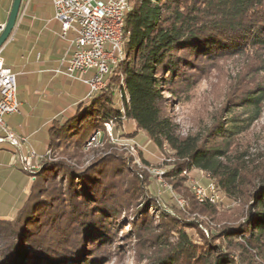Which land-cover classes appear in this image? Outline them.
Returning a JSON list of instances; mask_svg holds the SVG:
<instances>
[{
  "label": "trees",
  "instance_id": "trees-1",
  "mask_svg": "<svg viewBox=\"0 0 264 264\" xmlns=\"http://www.w3.org/2000/svg\"><path fill=\"white\" fill-rule=\"evenodd\" d=\"M126 1L122 58L106 87L70 117L51 121L50 159L29 173V193L11 220H0L6 251L20 261L11 264H105L128 244L145 264H264V156L252 157L236 143L262 115L264 89L254 80L264 75V0ZM227 58L244 62L226 115L183 135L173 101ZM236 107L246 119L234 117ZM110 121L116 129L129 121V137L143 134L159 151L169 149L174 162L163 180L181 206L164 210L147 173L109 145ZM87 130L105 134L90 161ZM193 170L240 210L198 202L186 185ZM124 223L130 231L118 235Z\"/></svg>",
  "mask_w": 264,
  "mask_h": 264
},
{
  "label": "rangeland",
  "instance_id": "rangeland-1",
  "mask_svg": "<svg viewBox=\"0 0 264 264\" xmlns=\"http://www.w3.org/2000/svg\"><path fill=\"white\" fill-rule=\"evenodd\" d=\"M34 1L35 0H28L29 12L34 5ZM40 6L43 7L42 13L35 16V21L30 22L32 29L29 31H20V33L13 37L5 47H3L2 56L5 59L18 62L21 57L25 58L30 54L31 57H34L37 52L43 53L44 49L47 47L54 49L58 48L59 45L63 43L54 33L56 30L55 23H51V21L48 22L50 19L49 7L45 5V3ZM243 62V58H227L216 61L209 71L206 70L207 73L199 79L190 91L182 94L177 101H173L170 110L176 123L180 126L183 135L202 130L210 125L211 121L218 118V116L221 115L223 117L226 115L224 108L226 106V100L230 95L229 90L230 87L237 85L239 79L238 73L241 72ZM27 78H29V76L25 72L17 74L16 76L17 100L23 103L26 99L28 100L30 96H34L39 99V102L45 103V97H47L48 93H45L44 96L42 94L33 95L32 88H26L25 86ZM250 78L251 77H248L247 80H250ZM258 81L261 82V87L264 89V75H259L257 78L255 77V84ZM71 82L76 84L75 86L83 87L82 84L77 82L70 80L62 81L60 83V89L57 90V94L60 95V97L57 98V103L52 104L53 106H51V108L45 105L43 107L35 103L30 104L26 102L19 109L22 117L20 115H13L16 121H21L26 124L25 128L22 130L23 133H26L24 135H28L29 132L37 130V133L32 138L38 141L40 147H43L42 143L44 141L47 142L48 138V128L44 127L43 124L50 121L49 119L53 111L61 107H66L71 101V98L66 95V86L71 85ZM233 112L237 120H244L247 117L245 111L240 110L238 107L234 108ZM68 116L70 115L65 114L63 119H66ZM228 117L230 116L228 115ZM245 123H240L239 121L235 122L237 126H244ZM133 129L134 125L131 122L123 121L116 129V132L113 129L114 142L108 141L109 145L118 153L130 157L131 165L138 171L142 170L147 173V179L150 182L149 191L156 196L164 210H170L169 206L174 204L176 206H181L182 199L176 196L172 192L171 187L163 180L164 172L168 171L174 162V159L171 157V152L167 147L159 151L154 145L147 141L143 134H139L134 138L129 137L127 134ZM93 133L94 130H87L86 135H93ZM104 137L105 134L101 132L98 143L94 142L93 146L88 148L85 147L88 161H90V158L94 155L90 149L101 147L100 140ZM236 143L240 151H245L252 157L264 156V103L262 105L261 117L247 126L245 131H241L237 135ZM26 151L27 150L24 152L26 153ZM186 176V185L193 195V185L198 184L200 186H205L206 184L212 183L205 174L196 170L190 171ZM31 179L32 177H30V180ZM217 194V203H219L220 211L239 209V204L226 199L218 191ZM126 224L127 223H124L123 227L118 230V235L121 234L120 230L122 229L124 232L130 231L129 226ZM6 243L7 239L0 236V259L9 264L13 262L20 263L19 260L16 261L13 254L6 251ZM124 248L125 251L122 254L114 255L111 260L105 264H145V260H139V255L133 250L132 245H125ZM27 264L37 263L30 261Z\"/></svg>",
  "mask_w": 264,
  "mask_h": 264
},
{
  "label": "built area",
  "instance_id": "built-area-1",
  "mask_svg": "<svg viewBox=\"0 0 264 264\" xmlns=\"http://www.w3.org/2000/svg\"><path fill=\"white\" fill-rule=\"evenodd\" d=\"M54 18L60 24V37L65 39L72 33L70 40L71 53L67 57L64 70L56 72L79 81L88 87L90 98L106 87L105 77L110 74L111 66L122 58V27L124 14L129 9L126 0H50ZM3 24L0 25V31ZM0 49V130L4 138L16 148L26 147L21 156L23 170L33 173L40 168V162L50 159V152L37 154L30 146L28 139L7 130L4 118L19 112L16 100V75L5 66ZM94 70V74L87 76ZM112 121L104 123L109 142H114ZM99 131H95L86 142L85 147L93 146L99 141ZM132 149V148H131ZM196 184V183H195ZM194 196L198 202L217 203L218 194L214 183L205 186L193 185Z\"/></svg>",
  "mask_w": 264,
  "mask_h": 264
},
{
  "label": "crops",
  "instance_id": "crops-1",
  "mask_svg": "<svg viewBox=\"0 0 264 264\" xmlns=\"http://www.w3.org/2000/svg\"><path fill=\"white\" fill-rule=\"evenodd\" d=\"M11 3L12 0H0V25L6 22ZM44 3L49 7L50 19L48 22L51 21V23H55L56 30L54 33L63 43L59 45L58 48L53 49L47 47L44 49L43 53L37 52L34 57H31L29 51L30 55L25 58L21 57L18 62L5 59L3 56L2 58L5 66L16 76L17 74L24 72L29 76L25 86L26 88H32L33 95L42 94L44 96L45 93H48L47 97H45V103L39 102V99L34 96H30V98L28 100L26 99L23 103L19 102L16 98L19 103V109L26 102L30 104L35 103L43 107L45 105L51 108V106H53L52 104L57 103L56 100L60 97V95L57 94V90L60 89L59 87L62 81L70 80L83 85L81 88L79 86H75L76 84L71 82V85L66 86V95L71 98V101L66 107H61L51 113L52 115L49 119L50 121L43 124L44 127L48 128L52 120L63 121V116L65 114H69L71 116L74 113V108L77 104L88 100V87L79 81L73 80L56 72L57 70H64L66 66L65 60L70 55L72 50L70 40L72 39L73 34L71 32L68 33L65 39L60 37V24L54 18L50 0H35L30 12L28 11V0H22L17 23L7 43L20 33V31H29L32 29L30 22L35 21V16L42 13L43 7L40 5H43ZM5 45L3 47H5ZM93 74L94 70H91L88 72L87 76L90 77ZM13 115H20L22 117L20 110L17 114ZM13 115H9L4 118L5 128L18 136L26 137L28 139L29 146L37 154H45L47 150V142L44 141L42 143L43 147H40L38 141L34 140L35 138H32L37 133V130L29 132L28 135H24L26 133H23L22 130L25 128L26 124L21 121H16ZM0 138H4V133L1 130ZM25 150L28 151L25 146L16 148L6 140L0 142V220H11L15 210L22 204L29 193L32 179L30 180L29 173L23 170L21 163V156L27 153V151L26 153L24 152Z\"/></svg>",
  "mask_w": 264,
  "mask_h": 264
},
{
  "label": "water",
  "instance_id": "water-1",
  "mask_svg": "<svg viewBox=\"0 0 264 264\" xmlns=\"http://www.w3.org/2000/svg\"><path fill=\"white\" fill-rule=\"evenodd\" d=\"M22 0H12L6 22L0 31V49L7 43L17 23Z\"/></svg>",
  "mask_w": 264,
  "mask_h": 264
}]
</instances>
